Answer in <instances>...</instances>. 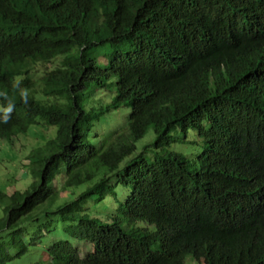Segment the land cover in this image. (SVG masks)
<instances>
[{"label":"trees","instance_id":"1","mask_svg":"<svg viewBox=\"0 0 264 264\" xmlns=\"http://www.w3.org/2000/svg\"><path fill=\"white\" fill-rule=\"evenodd\" d=\"M0 90L15 97L1 140L57 127L30 186L0 190V264L57 217L66 238L34 264H264V0H0ZM151 131L153 159L121 167ZM191 131L194 166L166 149ZM112 196L111 217L92 214Z\"/></svg>","mask_w":264,"mask_h":264},{"label":"rangeland","instance_id":"2","mask_svg":"<svg viewBox=\"0 0 264 264\" xmlns=\"http://www.w3.org/2000/svg\"><path fill=\"white\" fill-rule=\"evenodd\" d=\"M104 58H100L101 64L104 63ZM130 111H127V116ZM123 121V115L119 114L116 116L113 112H111L108 116V124L109 127L104 132H109L112 129V124H120ZM103 132V133H104ZM57 127L51 126H32L26 134H20L12 142L4 141L0 139V190L4 191L7 194H12L14 191L24 192L30 184L33 182L31 174H29L28 167V157L32 151L36 148L45 145L48 141L53 139L56 136ZM176 138H178V132L175 131L173 133ZM155 140V135L153 131L148 132L147 135L141 139L137 143V150L134 155L130 158H127L121 167L126 166L131 159L139 157L142 152L145 153V158L148 161L153 159V152L156 150L152 147V144ZM182 142H176L170 148L166 147V149L181 153L185 157L191 159L193 166L195 165V160L197 154L203 150V139H199L194 131H191L187 137V139L181 138ZM85 186V185H84ZM84 186L70 188L67 192L74 193L75 195L79 194L84 190ZM124 190V189H123ZM128 194L130 189H125ZM67 192L62 193V195L66 196ZM120 195L118 197L119 201H123L122 189H119ZM66 197L61 196L59 201H64ZM112 197H109L107 201H103L98 205H95L92 208L93 215H108L112 216L113 213L119 208L120 204H116L113 202ZM98 213V214H97ZM4 217V213L2 207L0 206V219ZM56 216H51V218ZM65 224L60 222L57 217V220L52 221V229L55 230L53 234H43L40 232V226L36 223L27 225L24 229V236L27 240L32 238L37 239L36 247L32 248L26 255H24L20 259H16L14 264H34L40 261H47L48 252L47 245L51 242L59 239H65L62 229ZM44 232V231H43ZM5 241L9 242L10 237L5 236ZM74 244L75 241H73ZM83 253L91 252L92 247L84 246L81 244ZM190 263V258L188 259Z\"/></svg>","mask_w":264,"mask_h":264},{"label":"clouds","instance_id":"3","mask_svg":"<svg viewBox=\"0 0 264 264\" xmlns=\"http://www.w3.org/2000/svg\"><path fill=\"white\" fill-rule=\"evenodd\" d=\"M11 88L18 91L19 98L22 102L25 104L28 102L29 90L20 85L18 77L14 78L11 82ZM0 98L4 101L0 104V123H7L15 108V97L10 96L6 90H0Z\"/></svg>","mask_w":264,"mask_h":264},{"label":"bare ground","instance_id":"4","mask_svg":"<svg viewBox=\"0 0 264 264\" xmlns=\"http://www.w3.org/2000/svg\"><path fill=\"white\" fill-rule=\"evenodd\" d=\"M204 97V96H203ZM195 106V105H194ZM246 109V108H245ZM250 208V207H249Z\"/></svg>","mask_w":264,"mask_h":264}]
</instances>
